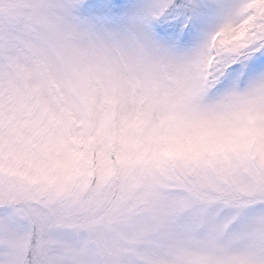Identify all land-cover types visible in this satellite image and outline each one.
Wrapping results in <instances>:
<instances>
[{
	"label": "snow or ice",
	"instance_id": "snow-or-ice-1",
	"mask_svg": "<svg viewBox=\"0 0 264 264\" xmlns=\"http://www.w3.org/2000/svg\"><path fill=\"white\" fill-rule=\"evenodd\" d=\"M0 264H264V0H0Z\"/></svg>",
	"mask_w": 264,
	"mask_h": 264
}]
</instances>
